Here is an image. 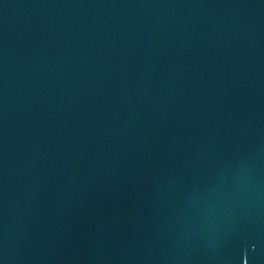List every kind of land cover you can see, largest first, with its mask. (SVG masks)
Returning <instances> with one entry per match:
<instances>
[{
    "label": "water",
    "instance_id": "obj_1",
    "mask_svg": "<svg viewBox=\"0 0 264 264\" xmlns=\"http://www.w3.org/2000/svg\"><path fill=\"white\" fill-rule=\"evenodd\" d=\"M0 264H264V0H0Z\"/></svg>",
    "mask_w": 264,
    "mask_h": 264
}]
</instances>
